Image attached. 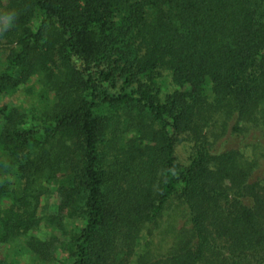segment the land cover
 I'll return each mask as SVG.
<instances>
[{"label":"trees","instance_id":"trees-1","mask_svg":"<svg viewBox=\"0 0 264 264\" xmlns=\"http://www.w3.org/2000/svg\"><path fill=\"white\" fill-rule=\"evenodd\" d=\"M0 33V97L39 87L0 106V257L264 264V0H0Z\"/></svg>","mask_w":264,"mask_h":264},{"label":"rangeland","instance_id":"rangeland-1","mask_svg":"<svg viewBox=\"0 0 264 264\" xmlns=\"http://www.w3.org/2000/svg\"><path fill=\"white\" fill-rule=\"evenodd\" d=\"M33 86H36L35 84V79L26 87H23L21 88L15 95L11 96V97H0V106L4 105V104H14L22 109H28L30 108V106H32V104L34 103V100H35V97L34 95L30 92H27V88H31ZM39 87L36 86V89L35 91L38 89ZM34 91V92H35ZM185 147L182 148V146H180L178 148L179 150V157L180 159L184 162L186 160V157H185ZM58 203V198L56 196H53L49 201L48 200H43V205H47V204H51V205H56ZM46 229V228H45ZM44 228H42V230L35 234L37 236H41V237H44L46 236L48 233L49 230H45ZM8 247L7 246H4L2 248V251H1V259L2 260H5V262L7 264H16L15 263V258H14V255L12 253V251H8ZM10 250V249H9ZM56 257H57V264H61L62 261H64V258H65V255L58 252L56 254ZM29 261V258L27 256H24L22 258V262L20 264H27ZM18 264V263H17Z\"/></svg>","mask_w":264,"mask_h":264},{"label":"clouds","instance_id":"clouds-1","mask_svg":"<svg viewBox=\"0 0 264 264\" xmlns=\"http://www.w3.org/2000/svg\"><path fill=\"white\" fill-rule=\"evenodd\" d=\"M4 18H6V20L8 21V26H11V24L16 19V13H14V12H7V13L4 14ZM4 30H6V28ZM0 34H2V33H0Z\"/></svg>","mask_w":264,"mask_h":264}]
</instances>
